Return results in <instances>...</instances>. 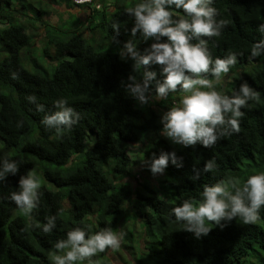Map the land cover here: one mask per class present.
I'll use <instances>...</instances> for the list:
<instances>
[{"label":"trees","instance_id":"1","mask_svg":"<svg viewBox=\"0 0 264 264\" xmlns=\"http://www.w3.org/2000/svg\"><path fill=\"white\" fill-rule=\"evenodd\" d=\"M96 1L99 9L88 6L90 15L84 22L70 14L72 20L58 24L51 22L54 14L60 6L74 8L72 0H0V159L19 165L15 176L0 181V264H55L54 245L67 232L76 227L88 234L107 228L118 231L126 212L133 217L131 225L143 221L148 235L163 232L161 241L150 247L158 245L170 264H264V207L255 224L239 217L222 221L223 227L210 225L212 230L200 239L171 215L184 200L200 201L205 185L237 181L242 187L250 175L264 172V54L251 55L253 45L264 40L259 31L264 0H214L216 20L225 21V26L218 37H202L213 59L237 56L228 76L214 87L222 90L224 85L223 94L232 96L247 82L259 99L241 109L239 131L210 148L197 144L179 150L158 135L161 109L168 111L180 102L179 96L173 93L141 107L123 87L134 73L131 61H121L118 50L130 39L141 52L151 43L131 36L134 19L128 9L141 0ZM173 15L178 18L183 10L173 9ZM113 24L119 25L118 33ZM64 25L69 30L62 31ZM38 49L41 55L33 58ZM149 70L162 79L159 66ZM30 96L36 103L29 102ZM60 99L79 120L57 134L41 121L58 110L54 104ZM37 104L44 110L37 111ZM147 139L159 154L175 152L183 167L170 163L159 179L145 174L148 154L129 153L127 145ZM209 160L217 167L205 172ZM33 169L54 188L40 187L39 205L29 218L9 196L18 190L20 177ZM197 173L199 179H193ZM140 178L143 182L138 184ZM125 203L132 204L126 212ZM48 216L57 217L56 228L45 234L42 225ZM122 231L126 235L120 248L128 250L132 247L127 240H133L134 233ZM108 252L92 257L91 264H110Z\"/></svg>","mask_w":264,"mask_h":264},{"label":"clouds","instance_id":"2","mask_svg":"<svg viewBox=\"0 0 264 264\" xmlns=\"http://www.w3.org/2000/svg\"><path fill=\"white\" fill-rule=\"evenodd\" d=\"M72 2L75 7L71 13L65 7H60L67 10L68 18L73 14L81 22L90 15L88 6L96 9L100 7L96 0ZM213 2L214 0H141L128 9V14L134 19L131 36L135 38L139 35L144 42L151 43L141 52L134 39H130L118 50L119 59L123 62L131 61L132 73L139 75V79L137 75H129L128 82L123 87L127 95L141 107L152 100H166L173 93L178 96L179 93L183 94L179 96L180 102L173 103L174 106L168 111L161 109L158 118L161 125L158 135L166 139L174 150L197 144L210 148L221 137L239 131L238 118L243 115L241 109L247 106L249 100L259 99L247 82L240 84L238 92L232 96L222 94L214 87V83L219 82L236 64L237 56L229 53L223 59H213L207 46L208 41L202 38L220 36L225 26V21L216 20L217 11L212 7ZM173 9L183 10V15L174 18ZM67 19H63L64 22ZM112 28L118 33L119 25L113 24ZM259 31L264 33V25L260 26ZM262 54L264 40L254 44L251 49L253 57ZM150 66L160 67L162 79H157V73L150 71ZM209 75L214 80L208 78ZM28 99L30 103H36V97L30 96ZM54 106L58 110L45 115L41 121L46 129L59 134L71 129L79 120V114L67 106L66 100H57ZM43 110V105L37 104V111ZM149 142L147 139L144 143H129L127 147L130 153L133 146H143L145 151L140 155L148 154L143 168L149 165L147 171L151 178L163 177L170 163L177 168L183 167L182 159L175 152L161 151L159 154V150ZM216 167L215 160H209L205 162L204 171L212 172ZM18 171L17 161L0 159V181H5L9 175L15 176ZM193 179H199V173ZM127 180L125 178L121 182ZM142 182L141 179L138 184ZM237 183L231 181L205 185L200 201L184 200L171 210V215L176 222L183 223L184 231L192 233L196 239L207 236L212 230L210 225L223 227L222 221L226 224L237 217L245 224H255L264 207V172L250 175L242 187H237ZM40 187V174L35 169L30 170L20 177L18 190L12 192L9 199L20 213L31 218L39 205ZM150 187L157 188L154 183H150ZM125 204L127 207L132 206L131 203ZM56 220V216L46 217V223L42 225L43 233L52 232L56 228ZM128 224L131 225L132 220H128ZM125 225L127 224L122 223L119 227L121 231L107 228L95 234H88L80 227L74 228L67 232L65 239L55 243V264H83L86 260L90 263L84 264H91L92 257L106 251H109L108 258L113 256L112 252L118 250L125 239L126 234L122 231L127 229ZM133 226L134 243L143 251L162 239V231L157 230V236H150L142 223L140 228ZM36 227L41 225L37 224ZM110 260V264H115L113 259Z\"/></svg>","mask_w":264,"mask_h":264},{"label":"rangeland","instance_id":"3","mask_svg":"<svg viewBox=\"0 0 264 264\" xmlns=\"http://www.w3.org/2000/svg\"><path fill=\"white\" fill-rule=\"evenodd\" d=\"M128 1H131V0H128ZM71 10L72 9L69 10L70 13H71ZM66 12H67L66 9L60 7L58 9V13L54 14L51 22H58V24L64 23V20L63 19H67L68 18V15H67ZM70 19L71 20L73 19L72 16L70 18H68L67 21L70 20ZM60 27L62 28V31L63 30H69V28L67 26H65V25L64 26H60ZM37 43H38V41L36 42V45H37ZM40 48L41 47H39V49ZM39 49L37 50V52H35V54H33V58L36 57L38 59L39 58V55H41ZM109 49L112 50V51H114V52L116 51V49H115L114 46H112V48H109ZM253 62H250V63L253 64ZM46 63L49 64L47 61H46ZM250 63H248L246 66H252ZM258 64L260 65V63L257 62L255 66H258ZM226 76H228V75H226ZM231 81H233V80H229L228 82H231ZM224 89H225V87L222 90H219V92H221L223 94ZM179 96H183V94L182 93H179ZM143 150H144L143 146L141 144H138L136 146H133L131 148L130 152H132L133 154H138V153L140 154L141 152H144L145 151V150L144 151ZM132 168L133 167H131V170H132ZM147 170H149V165H147L145 167V170H144V173L145 174L148 173ZM40 184H41V186H45V187H47L49 189H53L54 188L50 183H48L45 180V178L42 176V173L40 175ZM172 191L174 192V189H172ZM123 206H124L125 212H126L127 204H124ZM124 219H126V220H129L130 219L131 220V219H133V217L128 212H126L121 217V223H124L125 222ZM137 221L141 222L139 219ZM139 222L135 223V226H137L138 228H140ZM125 228H128L131 231H133L134 236H135V230H134V226L133 225H129V226L125 225ZM134 240H135L134 238H133V240L131 238L129 240H127V243L128 244H132V245H130L132 248H128V250H127L126 248L121 247L118 250H116L115 252H113V254H115V255H113V256L110 255V258L114 260V263L115 264H141L139 262V260H135L134 255H136V258L140 259L145 264H170L168 262V260L164 257V255L161 253V251L158 249L159 248L158 245L151 246V247H149L147 249V251H143V250H141L138 247V244H135L134 243ZM129 259H133V260L130 261ZM118 261H119V263H118Z\"/></svg>","mask_w":264,"mask_h":264}]
</instances>
